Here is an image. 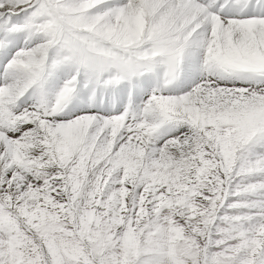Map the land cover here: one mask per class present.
<instances>
[{"label": "snow or ice", "instance_id": "snow-or-ice-1", "mask_svg": "<svg viewBox=\"0 0 264 264\" xmlns=\"http://www.w3.org/2000/svg\"><path fill=\"white\" fill-rule=\"evenodd\" d=\"M0 264H264V0H0Z\"/></svg>", "mask_w": 264, "mask_h": 264}]
</instances>
